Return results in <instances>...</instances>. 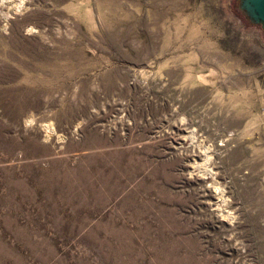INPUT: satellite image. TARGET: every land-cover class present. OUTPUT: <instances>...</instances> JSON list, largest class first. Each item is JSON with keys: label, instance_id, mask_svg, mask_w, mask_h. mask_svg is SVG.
I'll return each instance as SVG.
<instances>
[{"label": "rangeland", "instance_id": "obj_1", "mask_svg": "<svg viewBox=\"0 0 264 264\" xmlns=\"http://www.w3.org/2000/svg\"><path fill=\"white\" fill-rule=\"evenodd\" d=\"M0 264H264L238 0H0Z\"/></svg>", "mask_w": 264, "mask_h": 264}, {"label": "water", "instance_id": "obj_2", "mask_svg": "<svg viewBox=\"0 0 264 264\" xmlns=\"http://www.w3.org/2000/svg\"><path fill=\"white\" fill-rule=\"evenodd\" d=\"M238 9L250 23L261 27L264 36V0H238Z\"/></svg>", "mask_w": 264, "mask_h": 264}]
</instances>
